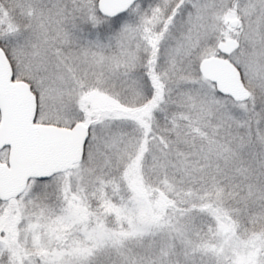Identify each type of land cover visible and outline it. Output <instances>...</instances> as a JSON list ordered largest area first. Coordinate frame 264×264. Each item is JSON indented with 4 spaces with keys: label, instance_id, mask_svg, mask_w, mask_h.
Here are the masks:
<instances>
[{
    "label": "snow or ice",
    "instance_id": "obj_1",
    "mask_svg": "<svg viewBox=\"0 0 264 264\" xmlns=\"http://www.w3.org/2000/svg\"><path fill=\"white\" fill-rule=\"evenodd\" d=\"M0 264H264V0H0Z\"/></svg>",
    "mask_w": 264,
    "mask_h": 264
}]
</instances>
